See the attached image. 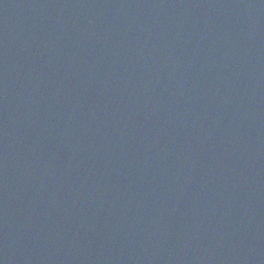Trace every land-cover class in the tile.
Returning a JSON list of instances; mask_svg holds the SVG:
<instances>
[{"label":"water","instance_id":"95a60500","mask_svg":"<svg viewBox=\"0 0 264 264\" xmlns=\"http://www.w3.org/2000/svg\"><path fill=\"white\" fill-rule=\"evenodd\" d=\"M0 264H264V0H0Z\"/></svg>","mask_w":264,"mask_h":264}]
</instances>
